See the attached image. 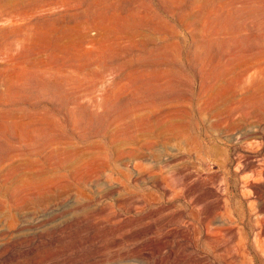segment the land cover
<instances>
[{
	"label": "rangeland",
	"instance_id": "374dc122",
	"mask_svg": "<svg viewBox=\"0 0 264 264\" xmlns=\"http://www.w3.org/2000/svg\"><path fill=\"white\" fill-rule=\"evenodd\" d=\"M80 261L264 264V0H0V264Z\"/></svg>",
	"mask_w": 264,
	"mask_h": 264
},
{
	"label": "bare ground",
	"instance_id": "6f19581e",
	"mask_svg": "<svg viewBox=\"0 0 264 264\" xmlns=\"http://www.w3.org/2000/svg\"><path fill=\"white\" fill-rule=\"evenodd\" d=\"M261 38H262V37H261ZM249 64H250V63H249ZM255 64H256V63H255ZM231 117H232V114L227 113V114H225L224 120H227L228 118L231 119ZM191 119H192V118H191ZM229 119H228V120H229ZM240 120H241V118H237V121H238V122L235 123V122H234L235 120L233 119V120H232V123L234 122V125H237V124L240 122ZM260 126H261V125H260ZM33 208H34V207H33ZM228 217H229V216H228ZM229 219H230V218H229ZM181 231L184 232L185 230H182V229H181ZM215 233H216V232H215ZM213 235H214V234H213ZM262 244H263V243H262ZM257 246H258V245H257ZM261 248H262V247H261ZM239 252H240V251H239ZM240 253H241V252H240ZM245 255H246V254H245ZM240 257H241V256H240ZM240 257H239V258H240ZM256 263H257V262H256ZM79 264H84V262H83V261H80Z\"/></svg>",
	"mask_w": 264,
	"mask_h": 264
}]
</instances>
